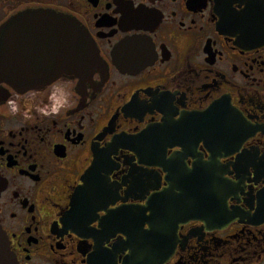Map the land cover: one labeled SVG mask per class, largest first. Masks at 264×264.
I'll list each match as a JSON object with an SVG mask.
<instances>
[{
	"label": "flooded vegetation",
	"instance_id": "1",
	"mask_svg": "<svg viewBox=\"0 0 264 264\" xmlns=\"http://www.w3.org/2000/svg\"><path fill=\"white\" fill-rule=\"evenodd\" d=\"M3 30L16 264H264V0H0Z\"/></svg>",
	"mask_w": 264,
	"mask_h": 264
},
{
	"label": "water",
	"instance_id": "2",
	"mask_svg": "<svg viewBox=\"0 0 264 264\" xmlns=\"http://www.w3.org/2000/svg\"><path fill=\"white\" fill-rule=\"evenodd\" d=\"M30 21H31L30 19H28L26 17H23V18L18 19L16 22L18 24H25V23L30 22ZM53 21H54V23L60 25V33L61 34H63L64 32H68V28H65L66 26H64V25L67 24V22L65 20H63L61 18H55ZM38 23H52V20H47V19L39 17L38 18ZM76 36H77L76 38L78 40H80V34L78 32L76 33ZM60 40L63 41L65 45H68V38L67 37L62 38V36H61ZM4 41H5V30H3L0 33V83H5V82L9 81V80H6V77H5V63L3 61ZM82 48H84V47H82ZM87 64H88V62L85 59L84 54L78 53L77 56H76L75 62H71V65H72L71 72H73V74H75V75L82 74L83 72H85V68H86ZM194 190H195V185L193 186V189L189 191V194L190 195L192 194V197L190 196V197H188V199H190L192 202H188V203L183 204V209H188V208H191V207H193L195 205V198L193 196V191ZM183 200H185V196L184 195H183ZM142 213H143V211L141 212V214ZM124 214L126 216H131L132 215V213L129 212L128 210H126V209H125ZM143 215L144 214H142V216ZM183 216H184V213H183ZM125 236L128 239L129 248L132 249L131 248L132 247L131 243H132V238L134 236H132L131 232L130 233H125ZM133 249H135V248L133 247ZM144 254L145 253L142 252L141 250L136 251V252H132V254H130L129 260H133L134 257L138 258V256L140 258H145L146 255H144ZM0 264H16L13 255L9 251V245H8L7 238L1 232V230H0Z\"/></svg>",
	"mask_w": 264,
	"mask_h": 264
}]
</instances>
